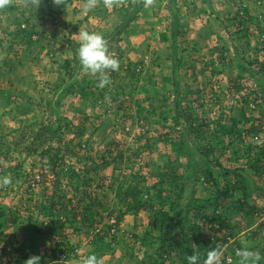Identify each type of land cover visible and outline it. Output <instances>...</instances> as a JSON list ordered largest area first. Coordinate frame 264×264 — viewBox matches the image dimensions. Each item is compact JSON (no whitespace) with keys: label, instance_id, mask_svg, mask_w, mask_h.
<instances>
[{"label":"rangeland","instance_id":"rangeland-1","mask_svg":"<svg viewBox=\"0 0 264 264\" xmlns=\"http://www.w3.org/2000/svg\"><path fill=\"white\" fill-rule=\"evenodd\" d=\"M211 1L212 6L202 0H174L173 5L170 6L168 0H155L154 5L145 7L139 13L138 20L130 29L131 33L125 34L122 40L118 42L107 41L110 54L119 60V70L111 73V84L101 90L102 95L94 106L90 105L89 102L84 104L79 92L76 91L67 93L61 99L59 102L60 113L65 118L61 122L62 133L51 142H48V135L44 138L46 140L44 148L50 147L51 161L49 155L43 156L40 153L28 155L26 146L34 138L30 134L31 127L38 130L39 123L51 124L56 121L55 114L48 104L57 98L58 91L54 85L60 75L66 76L67 81L72 79L66 75L65 68L62 69L64 70L63 73H59L56 68L66 58L72 60V65L75 64L74 57L76 56L78 59L75 50L79 47L77 42L79 31L87 30L90 33L102 34L107 40V34L119 20L114 9H118L120 6L109 9V14L104 18L94 13L89 15L88 20L85 19L89 11L84 10V0H74L66 8L54 6L51 0H42L38 10L25 8L13 0L12 5L0 10V90L9 91L11 102L8 106L0 104V128L3 132V134L0 133V177L9 176L12 181L7 187H0V201L16 210L20 215L17 224L11 223L10 227H7L1 235L0 264H5L4 248H7V251L18 248L19 254L22 249L26 252L29 250L25 245L28 244L29 235L33 234V228L28 218L39 216L41 204L50 202L57 179H59L58 187L66 194L65 201L67 204L68 200L73 198L72 204L76 205L79 195L88 198L83 195V193H87L114 208V190L117 188L118 182L130 179L134 173H141V175L146 176L145 184L155 183L158 178L156 175H151L150 172L167 162V157L175 162L177 174L181 175L187 172L184 158L180 157L176 161V156L170 150V144L167 143L168 140L177 138L180 134L169 127L164 128L160 124H141L140 118L136 116L134 100L127 93L131 88H134L135 83L132 84L131 75L136 72H141L144 76L149 68L156 73L157 82L145 81L143 77L136 74L138 79H134L137 82L135 86L139 87L134 89V99L143 98L144 92L139 90L140 87L145 86L152 91L154 87L161 86V75L170 73L172 62L165 57V53L170 51V42H162L159 35L160 31L164 30L166 25L171 22L173 14L179 15L183 24L181 34L177 39L181 50L180 55L187 57V55L193 54L195 56L193 63L195 69L192 70L191 75L186 73L185 69H180L183 76L181 79L183 94H186L187 90H201L200 93H193L189 96L192 100L199 98L200 102L192 103L194 110L187 111V113H191L188 117L193 118L195 123H201L204 116L209 117L212 120L209 123V131L211 132L215 126V120L220 116L224 121H229L232 115L239 113V109H247V116H259L260 121L258 123L261 124V129L256 130L259 139H255L252 137L255 135L251 136L247 133L248 137L244 140L247 143H264V117L260 115V111L264 108V101L263 104L261 103V107L257 109L256 104L258 103L253 99H248L247 104L243 100L247 97L244 95L252 93L251 90L260 88L252 78H247L242 82L246 89H243L236 97L230 82V78L238 72L233 43L236 42L245 47L242 43L245 42L244 44H246V38L239 42L235 41L234 31L236 28L230 25L233 13L227 11L230 7H226L223 0ZM237 1L247 4L251 13L257 16V20L253 25H250L251 43L246 57L248 60L263 58L264 51L259 50L260 44L257 37L261 33L259 28L264 29V0ZM101 4L103 5L102 2L100 6H102ZM16 5L20 7L18 11L10 8ZM32 12H35L36 15L33 16L27 27H33L36 34L32 38L12 34L18 28L16 20L20 14L30 16ZM225 43L224 54L227 57L222 65L220 64V60H222L221 51H212V48L218 44L222 46ZM211 58L216 59L215 63L218 67L222 65L220 72L214 70L217 65L209 64ZM153 59L160 61L162 66H150V61ZM75 74L77 81H81L83 77L94 79L81 70L75 71ZM76 86L78 87V84ZM120 86H124L125 90L118 99H113L112 94L117 93L115 89L122 90ZM173 97L174 94L168 93L169 103L172 102ZM214 99H219L220 102L212 105L210 101ZM18 101H22L25 105L32 103L34 108L28 116L24 117L22 122L19 119H14V114L9 113ZM80 108L82 110H79ZM34 122H37V125L32 126ZM66 123L69 124L65 125ZM247 124L249 127L251 122ZM80 128L85 129L83 135L79 134ZM206 129L205 126L203 130ZM142 134L151 138V147L143 146L145 138L139 139ZM157 136H160L161 140L153 143ZM233 137L235 139L231 140ZM233 137L226 138L225 143H227L228 148L218 151L217 154L223 152L219 158L225 167L247 165V158L243 152L234 153L236 148L247 143L244 144V142L236 139L237 137ZM202 143L205 146L207 140L202 141ZM255 143L253 144L255 145ZM67 145L71 150L69 153L66 150ZM58 148H61L59 159L54 155ZM254 152L255 150L251 153V158ZM119 155L122 156L121 160L118 159ZM115 158L118 160L115 161ZM105 160L111 161L109 166H104ZM55 164L63 166L66 170L74 168L82 176L86 171H90L89 177L93 179L90 181V185L82 186L81 190H76L69 183L68 178L63 177L62 174L60 175L61 178L56 177L57 175L53 171ZM96 165L97 168H95ZM168 170L171 171V169ZM262 170H264V164ZM253 179L258 182L259 188L257 187L258 189L248 199L242 214H238L237 217H230V214L226 213L230 223L239 225L234 230L235 232L230 234V231L219 227H217L218 230L212 232L207 224L201 231L202 234L205 232V234H201L202 241L206 240V234L209 231L219 238H223L225 234L228 235L225 243L221 241L224 258L227 253H232L231 249L237 246L236 244L239 242L242 244V249L247 248L259 255L264 250V171L262 175L261 173L253 175ZM176 183L181 186L182 179H178ZM191 187V182L185 186L184 205L192 197L190 194ZM168 188L172 190V184ZM178 190V188L174 189L175 192ZM154 191L152 189L153 193ZM210 194L209 187L200 180L193 196L206 198ZM252 207L255 208L253 218H251V214L246 215V211ZM209 210L207 209L208 214H210ZM110 213L111 215L106 211H101L104 223L101 222L100 226L109 222L115 223L116 218L114 216L116 213ZM150 214L151 212L143 211L137 216L126 215L120 223L122 228L120 231L121 240L117 244L114 255L108 254L103 260L115 263L121 260L123 264H133L128 255L126 242L132 245V250L134 254L139 256V259L144 258L142 246L134 235L142 236L147 229H155L150 220ZM196 221L202 223L203 218H198ZM248 221L251 225L248 224ZM82 230V234L78 235L72 232V228L62 229L63 239L70 240L72 244L77 245L80 252L89 247L87 229L83 228ZM230 230L232 231V229ZM153 232L157 234L156 231L153 230ZM178 236L179 239L170 254L165 253L163 248L157 251L163 255V257L158 255L160 258L158 264H188V255L185 253L188 245L186 242V244L183 243L180 234ZM195 236L196 232L192 231L189 235V242L196 248ZM37 238L40 254L44 253L53 240H57L56 236L48 235ZM250 244H253V247H250ZM198 253L201 257L204 255L202 252ZM74 261L75 259H72L71 262ZM77 264L80 263L77 262Z\"/></svg>","mask_w":264,"mask_h":264},{"label":"trees","instance_id":"trees-1","mask_svg":"<svg viewBox=\"0 0 264 264\" xmlns=\"http://www.w3.org/2000/svg\"><path fill=\"white\" fill-rule=\"evenodd\" d=\"M73 1L74 0H65V6L62 7L66 8ZM168 1L170 6H172L174 0ZM202 1L212 6L211 0ZM223 4L228 8L230 7V9L227 10L228 13H233L230 25L236 28V31H234L235 41L239 42L244 38H246L247 41L246 44H244L245 42L242 43L245 47L236 42L233 43L238 72L235 76L230 78L231 87L233 88V92L236 93V97H238L242 90L246 89L242 82L247 78H252L260 89L251 90L252 93L250 92L244 95L248 98L246 97V99L243 100L247 104L248 99H253L258 103L256 107L259 109L261 103L263 104L264 101V57H258L252 60H248L246 57L251 43V38L249 36L250 25H253L257 20V16L251 13L247 4L238 2L237 0H223ZM10 8L13 10L16 9L17 11L20 9L17 5L11 6ZM144 8L143 0H128L126 5L114 9L119 20L110 33L107 34V41L118 42L122 40L125 34L131 33L130 29H132L135 21L138 20L139 13ZM109 12V8L99 5L95 9L90 10L85 19L88 20L89 15L94 13L104 18ZM35 15V12H32L30 16H25L21 13L20 17L16 20L18 28L12 32V34L14 33L15 36L19 34L32 38L36 34V31L33 27L29 28L27 26H29L28 24ZM172 17L173 19L171 22L166 25L164 30L160 31L159 35L162 42H170V51L165 53V57L172 62L170 73L162 74L161 86L154 87L152 91L148 90V87H140L139 90L144 92L143 98L134 99V89H138L139 87L135 86L137 85V82L134 81L135 78L138 79L139 76L143 77L145 81H150L151 83L157 82L156 73L149 68L146 72L147 76H142L141 72H136L131 75V82L132 84L135 83L134 88H131L127 93L134 100L136 105V116L140 118L141 124H160L162 127H169L180 134L177 138L168 140L167 143L170 144V150L175 154L176 161L180 157L184 158L187 172L181 175L177 174L175 162L170 160V157H167V162L162 166L152 169L150 172L151 175H156L158 178L155 183L145 184L147 180L146 176L141 175V173H134L131 175L130 179H124L118 182V186L114 190V208L108 204H104L87 193H83V195L88 198H83V196L79 195V200L76 205L72 204L73 198H70L67 204L65 201L66 194L58 187L59 179L55 180L56 187L53 190L54 193L51 195L50 202L48 204H41L39 207V216L28 218L33 228V234L29 235L28 244L25 245L29 250L26 252L22 249L19 254L20 250L18 248H13L9 251H7V248H4L5 264H24V261L30 255H40L41 264H53L54 261H63V264H68L72 259L81 261L84 257L92 253L102 259L108 254L113 256L117 244H119L121 240L120 231L122 228L120 227V223L126 215L131 214L137 216L143 211L151 212L150 220L155 228L153 230L156 231L157 234H155L152 229H147L142 236L133 234L135 239L138 240L142 246L144 258L142 257L139 259V256L134 254L132 245L127 242L125 243L129 251L128 255L130 256V261L133 264H158V260L160 259L158 255L162 257L163 255L159 254L157 251L163 248L165 253L170 254L179 239V234L181 235L183 243H187L186 245H188L185 249V253L189 256L196 252H202L204 253L201 257L202 261L206 258V253L210 249L217 246L222 247L223 243L227 241V234H225L223 238H219L212 233L218 230L217 227L223 228L228 232L230 231V234H233L235 232L234 230L239 227L237 223H230V219H227L226 213L228 215L230 214V217H237L238 214H242L248 199L259 188L258 182L253 179V175L256 173H261L262 175L264 171L262 170L264 164V143H247L244 139L248 137L247 133L251 136L257 135L259 129H261V124L258 123L260 118L254 115L247 116V109L242 108L239 109L237 115H232L229 121H224L222 116L217 118V120H215V126L210 132L209 123L212 120L209 117L204 116V120H201V123H195L193 118L190 119L188 117L191 113L189 114L187 111L194 110L192 103L200 102L199 98L192 100L189 96L193 93H200L201 90H187L186 94H183L181 84L183 76L180 73V69H185L186 73L191 75L192 70L195 69V65L193 64L195 56H193V54L187 55V57L180 55L181 50L178 46L177 39L181 34L183 24L181 23V17H179V15L173 14ZM23 23L27 25L25 28H22ZM259 31L261 32L257 37L260 44L259 50L264 51V38H262L264 37V29L259 28ZM225 48L226 43L222 46L218 44L212 48V51H221L222 60H220V64L222 65L227 57L224 54ZM117 49L120 53L119 47ZM76 51L77 50H75V53ZM74 59V65H72L71 59L66 58L63 60L64 62L56 68L59 73H63L64 70L62 69L65 68L66 75L72 77V79L67 81L66 76L60 75L59 79L56 81L54 88L58 91L57 98L48 103L49 108L55 114L56 121L51 124L39 123L40 127L38 130H34L31 127L32 131L30 134L32 137L34 136V138L32 142L26 146L28 155L38 153L43 156L49 155L50 147L44 148L46 142L44 138L48 135V142H51V140L57 138L59 134L62 133L63 126L61 122L65 120V118L60 113L59 102L67 93L79 92L84 104L89 102L92 106L98 102L99 97L102 95V89L97 87V81L95 79L91 80L90 77H83L81 81H77L75 71H80L81 67L76 56ZM55 61H53V63L56 64ZM215 61L216 59L211 58L209 64L217 65ZM150 62V66L152 67L162 66L161 62L157 59H153ZM222 65L219 67L218 65L217 67L215 66L216 68H214V70L216 69V71L220 72ZM136 74L138 75L137 77L135 76ZM76 84H78V87ZM120 87L122 88L121 91L115 89L117 93L112 94L113 99H118L125 90L124 86ZM168 93L174 94L171 103L168 102ZM9 95L10 93L8 90H0V104L2 103L3 106H8L11 103ZM251 96L254 97L252 98ZM219 102V99L210 101L212 105H216ZM33 110L32 103L25 105L22 101H18L10 109L9 113L14 114V119H19V121L22 122L24 117L28 116ZM79 110H82V108ZM260 115L264 117V108L260 111ZM249 122H251V125L248 127L247 123ZM35 125H37V122H34L32 126ZM205 126L207 129L203 130ZM257 129L258 131H256ZM84 132L85 129L80 128L79 134L83 135ZM0 133L3 134L1 128ZM233 136L244 142V144L247 143L246 145L239 146L240 148H236L234 152L238 154L243 152V155L247 158V165L243 164V166L225 167L219 158L223 152L217 154L218 151L228 148L225 140ZM144 138L145 142L143 146L146 148L148 146L151 147V138L147 137L145 134L139 136L140 140ZM233 139L235 138L233 137L231 140ZM160 140L161 137L157 136L153 143H157ZM205 140H207V143L203 146L202 141ZM253 143H255V145ZM66 150L67 153L71 152L69 145H67ZM254 150L255 152L251 158V153ZM60 151L61 148H58L54 154L57 159L60 158ZM48 157L51 161L52 157L50 155ZM119 158L121 160L122 156L119 155L118 159ZM118 159L115 158V161ZM110 162V160H105L104 166H109ZM53 167V171L57 175L56 177L61 178L60 175L62 174L63 177L68 178L69 183L76 190H81L82 186L90 185V181L93 179L89 177L90 171H86L82 176L78 174L74 168L66 170L63 166H59V164H55ZM97 167L96 165L95 168ZM168 169H171V171ZM180 178L182 179L181 186L176 183ZM200 180L204 181L206 186L209 187V192L211 194L206 198H196L193 196L196 185ZM188 182H191L192 185L190 188L192 197L189 202L184 205L183 193ZM170 184H172V190L168 188ZM176 188L179 189L177 192L174 191ZM152 189L155 190L154 193ZM69 204L72 205L70 206ZM207 209H210L208 211L210 214L207 213ZM254 209V207L248 209L246 215H254ZM101 211H106L110 215V212L116 213L114 216L116 218L115 223L109 222L100 226L101 222L104 223V217L101 216ZM19 218L20 215L16 210H13L0 201V238L4 230L10 227L11 223L13 225L17 224ZM198 218H203V222H197L196 219ZM251 218H253V216ZM250 219L249 221H251ZM249 221L248 224L251 225ZM205 224H207V226L209 225V229H212V232L209 231V233L206 234V240L202 241L201 238L203 237L201 236V231ZM64 228H72V232L78 235L82 234L83 228H86L87 234L89 235V242H87L89 247L80 252L77 245L72 244L70 240L63 239L62 229ZM230 229H232V231ZM192 231L196 232V236L194 237L197 244L196 248L189 242V235ZM203 234H205V232H203ZM45 235L56 236L57 240H53L45 249L44 253L40 254L38 251L37 237H43ZM239 243L231 249L232 255L234 253L235 256L234 262L227 263L224 261V264H236L238 259L236 251L242 249V244ZM250 247H253V244H250ZM62 254H65L64 260L61 259ZM259 256L260 260L257 264H264V250ZM45 260H47V262H45ZM105 264H123V262L119 260V262L115 263L106 260Z\"/></svg>","mask_w":264,"mask_h":264},{"label":"clouds","instance_id":"clouds-1","mask_svg":"<svg viewBox=\"0 0 264 264\" xmlns=\"http://www.w3.org/2000/svg\"><path fill=\"white\" fill-rule=\"evenodd\" d=\"M16 2L25 8H34L38 10L42 4V0H16ZM54 6H65V0H51ZM13 0H0V10H3L12 5ZM101 0H85L84 10L90 11L98 7ZM103 6L111 9L126 5L128 0H102ZM155 0H143L145 7L154 5ZM77 56L81 71L91 76L97 81V87L100 89L105 88L111 84V73L119 70V60L110 54L109 45L107 40L102 34L90 33L87 30L79 31L78 34ZM106 99H108L106 97ZM254 137V136H253ZM12 183L9 176L0 177V187H7ZM232 255V253H227ZM224 258V249L221 246L210 249L207 252L206 258L201 261L200 254L194 253L187 257L188 264H224L227 262ZM233 256V255H232ZM236 256L238 257L236 264H257L260 256L257 253L249 251L247 248L237 250ZM105 264V261L92 253L84 257L81 261L70 262L69 264ZM234 256L230 262L233 263ZM24 264H41L40 255H30ZM53 264H63V261H54Z\"/></svg>","mask_w":264,"mask_h":264},{"label":"built area","instance_id":"built-area-1","mask_svg":"<svg viewBox=\"0 0 264 264\" xmlns=\"http://www.w3.org/2000/svg\"><path fill=\"white\" fill-rule=\"evenodd\" d=\"M27 25H26V23H23L22 24V28H25ZM253 138H255V139H259V134H257V135H255ZM64 258H65V254H62V260H64ZM232 258H233V256L232 255H228L227 256V258H226V260H227V262H230L231 260H232ZM70 262H68V264H69Z\"/></svg>","mask_w":264,"mask_h":264}]
</instances>
